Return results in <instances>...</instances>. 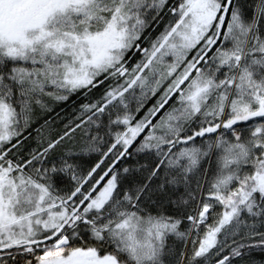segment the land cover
<instances>
[{
	"label": "snow or ice",
	"instance_id": "6c2138e0",
	"mask_svg": "<svg viewBox=\"0 0 264 264\" xmlns=\"http://www.w3.org/2000/svg\"><path fill=\"white\" fill-rule=\"evenodd\" d=\"M0 264H264V0H0Z\"/></svg>",
	"mask_w": 264,
	"mask_h": 264
}]
</instances>
